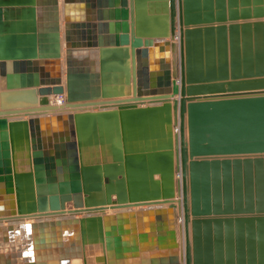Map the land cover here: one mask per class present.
<instances>
[{
  "label": "water",
  "instance_id": "obj_1",
  "mask_svg": "<svg viewBox=\"0 0 264 264\" xmlns=\"http://www.w3.org/2000/svg\"><path fill=\"white\" fill-rule=\"evenodd\" d=\"M116 1L62 0L63 83L59 0H0V219L39 218L4 264H264V0Z\"/></svg>",
  "mask_w": 264,
  "mask_h": 264
},
{
  "label": "crops",
  "instance_id": "obj_2",
  "mask_svg": "<svg viewBox=\"0 0 264 264\" xmlns=\"http://www.w3.org/2000/svg\"><path fill=\"white\" fill-rule=\"evenodd\" d=\"M59 21H60V25H61V35H62V40H61V43H62V68H63V72H62V76H63V83H64V79H65V72H64V69H65V46H64V39H63V30H64V23H65V15H63V12H62V0H59ZM115 2H113V6L110 8V9H104L105 12H111L110 13H107L106 16H103V17H106V20H101L99 21L97 19V9H91V8H86V4L85 3H78V4H73L71 5V9L69 10V15H67L68 17H70L73 21H80V20H84L86 17H87V13L90 14L91 17L95 18L94 20H91L90 22L91 23H107V24H111V26H109V28L107 29L106 32H108V34H114L115 36H119L121 34V31H122V23L120 22L119 20V15H120V12H121V8L119 7V1H116L114 0ZM129 17H128V23H129V28H130V31H129V34L131 35V32H133V4H132V0H129ZM112 32V33H110ZM104 33H102L101 35H103ZM78 54V58L77 59L78 61H81L82 59L84 60V56L82 54V51H78L77 52ZM82 54V55H81ZM64 55V56H63ZM82 60V61H83ZM96 62V60H95ZM33 73L31 72H12L11 73V80L12 81H15V82H19V83H22L23 81H25L27 79V77L29 75H32ZM2 90H6L5 88V78H1L0 79V91ZM10 92H15V91H27V88H24V89H12V90H9ZM175 98L179 99V94L175 95L174 96ZM54 97H50V100H52ZM98 109L100 108H97L96 110L94 111H97ZM8 120H12V119H28L30 116L29 115H24V114H21L20 116H16V115H12V116H7ZM47 137V136H46ZM16 162H17V169L18 170H21V169H27V164H25V159L21 157V154H18V157L16 158ZM2 176L5 177V174H3ZM8 181L6 180H2L1 181V189H6V187L8 186ZM7 204L8 205H13L11 204L10 200L7 201ZM15 205V204H14ZM13 209L15 210V206L13 207ZM141 209V208H139ZM136 208L133 209V211H135ZM113 211V212H112ZM123 211L122 209H115V210H110V209H107L106 210V213L107 214H116L117 212H121ZM82 215L84 214H79L77 215V217H81ZM63 215H57L55 217H53L52 219H55V218H58V219H61ZM61 217V218H60ZM70 216H68L69 218ZM65 218V217H64ZM67 218V217H66ZM67 218V219H68ZM127 218V217H126ZM38 221L37 219H24V220H17V221H7L5 219H0V225H9L11 223V225L13 224L14 226L17 225V224H20V223H32L33 221ZM42 220V219H41ZM166 220L167 218L165 217L163 220H160V223L161 224H166ZM43 221H45V217H43ZM14 222V223H13ZM17 223V224H16ZM156 224V222L154 223ZM15 231L13 232H10V239L12 240L13 244L16 245V243H19V246L22 245L23 243H27V238H25V233L24 231L22 230L20 234H15L14 233ZM49 232H50V229H49ZM4 235V234H2ZM24 235V236H23ZM31 236V240L34 239V234L31 233L30 234ZM115 237L117 238H121V235L115 231V234H114ZM5 235L3 236L2 240L4 239ZM120 243H123V239H120ZM183 230L182 229H179L177 231V242L180 244V249H181V245L183 246ZM164 241H166L165 243H167V245L170 243L168 241V237L165 236L164 238ZM6 242V240H5ZM4 244V242H2ZM6 243H9V241H7ZM127 244L129 245V241L127 242ZM6 247V244H4L1 252H0V263L2 264L3 262H5V257L7 255V253L13 255L15 253H17L18 251V248L17 246H14L15 248L13 250L9 249V250H6L7 248ZM53 249V248H52ZM148 253V256L146 257V260L147 261H151L152 260V257H151V254L153 252H156L158 253L156 255V259H165V260H168L169 256H170V249L169 248H163V249H154V250H150V251H147ZM180 252V251H179ZM1 253H4V254H1ZM139 258H137L138 260Z\"/></svg>",
  "mask_w": 264,
  "mask_h": 264
},
{
  "label": "bare ground",
  "instance_id": "obj_3",
  "mask_svg": "<svg viewBox=\"0 0 264 264\" xmlns=\"http://www.w3.org/2000/svg\"><path fill=\"white\" fill-rule=\"evenodd\" d=\"M82 55V54H81ZM64 56V55H63ZM79 56H78V54H76V56H75V59L77 60V59H79L78 58ZM61 59H62V56H61ZM61 64H62V60H61ZM64 64V63H63ZM62 64V65H63ZM62 78H63V76H62ZM58 96V95H57ZM57 96H51V97H54L53 99H55ZM58 98V97H57ZM56 98V103H55V105L56 106H60V105H63L64 104V101H63V103H61V104H59V99H57ZM52 99V100H53ZM186 133V132H185ZM97 152H95V154H96ZM94 154V155H95ZM86 155H88V152H86ZM100 156V155H99ZM96 158V156H94L92 159H95ZM134 208H136V209H139V208H142L141 206H139V207H134ZM134 208H132V209H134ZM107 209H110V210H115V209H111V208H107ZM121 210V209H120ZM123 211H124V209H122ZM113 212V211H112ZM118 213V212H117ZM68 216H71L70 214H68V213H66V214H64L63 216H62V218L61 219H67L68 218ZM65 217V218H64ZM67 217V218H66ZM37 220H39V218H36ZM40 219H42L43 220V217H41ZM45 219H47V218H45ZM36 221V220H35ZM14 223V222H13ZM11 224V223H10ZM17 224V223H16ZM15 234H16V232H15ZM18 235V234H17ZM10 243H11V245L12 246H17L18 245V243H16V245L15 244H13V242H12V240L10 239ZM66 244H62L61 245V247H59V246H56V247H51V248H53L52 250H54V251H57V254H59V255H65V248H67V247H70V243H69V241H67V242H65ZM68 254H70V253H68ZM69 257H73L72 259L73 260H75V258H76V255H75V257L74 256H69ZM6 259H5V262H3L2 264H4V263H6L7 261H8V258H7V255H6V257H5ZM72 260V261H73ZM1 264V263H0Z\"/></svg>",
  "mask_w": 264,
  "mask_h": 264
},
{
  "label": "built area",
  "instance_id": "obj_4",
  "mask_svg": "<svg viewBox=\"0 0 264 264\" xmlns=\"http://www.w3.org/2000/svg\"><path fill=\"white\" fill-rule=\"evenodd\" d=\"M58 97V98H57ZM56 98L57 99H59V104H61V103H63V101H64V96L63 95H58ZM56 98L55 99H53V100H51V102L52 103H56ZM175 178L177 179L178 178V180L180 181V175L179 174H176L175 175Z\"/></svg>",
  "mask_w": 264,
  "mask_h": 264
},
{
  "label": "rangeland",
  "instance_id": "obj_5",
  "mask_svg": "<svg viewBox=\"0 0 264 264\" xmlns=\"http://www.w3.org/2000/svg\"><path fill=\"white\" fill-rule=\"evenodd\" d=\"M60 2V1H59ZM64 76V75H63ZM70 217H72V216H70ZM73 217H77V215H74ZM1 254H4V253H1Z\"/></svg>",
  "mask_w": 264,
  "mask_h": 264
}]
</instances>
